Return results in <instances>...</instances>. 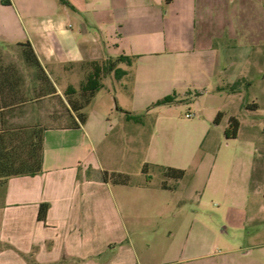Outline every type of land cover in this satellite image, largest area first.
Masks as SVG:
<instances>
[{
    "label": "crops",
    "instance_id": "obj_1",
    "mask_svg": "<svg viewBox=\"0 0 264 264\" xmlns=\"http://www.w3.org/2000/svg\"><path fill=\"white\" fill-rule=\"evenodd\" d=\"M67 1L0 0V77H24L23 89L32 98L17 104L19 95L7 97L0 129L2 112L15 118L18 110L22 115L31 111L32 124L45 129L42 172L0 182V264H173L180 261L177 255L185 260L210 256L207 234L212 236L213 229H202L190 215L181 217L191 209L188 202L196 188L183 185V179L175 188L148 178L105 180L108 160L96 147L95 126L114 110L128 123L139 122L128 119L126 111L139 114L180 103L201 111L198 100L211 96L244 112L245 118L237 112L228 116L226 128L231 117L240 121L237 137L243 128L264 131V116L258 114L262 103L250 91L253 72L264 60V0ZM27 41L39 65L24 57L22 43ZM120 55L133 58L132 65L118 64L128 73L121 79L114 72L102 78V87L82 108V123L66 90L76 87L71 97L81 102L80 85L92 63ZM41 77H49L54 92ZM44 86L48 91L41 94ZM171 94L180 101L154 106ZM251 101L258 106L249 107ZM47 103L48 109H40ZM222 105L216 108L223 113L220 122L226 114ZM64 112L70 124L47 126L40 118L46 114L56 122ZM238 164L245 183L233 189L245 196L226 204L233 210L229 215L245 226L263 223L262 202L250 205L251 196L260 193L256 180L250 181L258 163L240 157ZM214 166L212 189L224 199L231 187L217 180L224 169L218 160ZM190 176L195 184L199 168ZM42 203L49 204L45 220L38 219ZM249 235L255 244L246 253L253 246L264 248L260 228Z\"/></svg>",
    "mask_w": 264,
    "mask_h": 264
},
{
    "label": "rangeland",
    "instance_id": "obj_2",
    "mask_svg": "<svg viewBox=\"0 0 264 264\" xmlns=\"http://www.w3.org/2000/svg\"><path fill=\"white\" fill-rule=\"evenodd\" d=\"M60 3L65 2L60 0ZM260 60L262 64L256 66L258 71L253 72L255 81L250 91L251 95L259 96L258 100L262 103V107L258 114L264 116V60ZM248 85L247 82L242 84L245 90H248ZM233 87L235 88V86H228L230 90ZM223 100L227 99L202 97L198 100L201 111H196L195 106L188 103H180L174 107H151L149 111L139 113L143 116L142 123L121 121L114 110L108 113L107 118L103 119L101 124L95 126V133L100 141V145L96 143V147L98 146L100 154L107 158L106 168L109 169V180L114 183L117 176L113 173L128 174L131 182L146 179L147 176L142 170L146 162L152 164L148 172L152 175L150 180L153 183L166 180L167 184H174V179L167 178L158 165L187 170L183 185L193 186L196 189L188 202L191 209L184 210L181 217L185 218L190 215L191 218H196L202 229L204 227L213 229L212 236L207 234L209 237L207 251L209 250L212 254L208 257L188 260L181 259L183 257L177 255L174 258L180 261L173 264H264V248L253 246L251 251L246 253L247 247L255 244V241H251L249 233L259 228L264 233V222L245 226L238 216L230 217L229 214L230 212L233 214V210L226 205L233 199L239 200L245 196L233 189L235 185L245 183L239 171L241 169L238 164L240 157L248 164L253 160L258 163L257 174L252 176L250 181L251 179L256 180L255 185L259 187L260 193L251 196L250 205L259 201L264 205V146L259 145L264 139V131L243 128L238 137L228 138L225 130L229 114L237 112L239 117H245H243L244 112L227 105ZM223 102L225 105H222ZM48 105L49 103L41 106L40 109L46 110L49 108ZM221 105L223 106L222 111L226 114L221 122H217L216 117L219 111L216 108H220ZM248 106L257 107L258 103L251 101ZM59 110L61 108H56V112ZM20 112L21 110H18L15 113V116H18L15 118L10 115L11 124L31 125L35 115L31 111L29 114L25 112L24 115ZM187 114L192 115L187 116ZM67 115L66 112L62 113L61 119L56 122L47 118L46 114L41 115L40 118L47 126L70 124ZM254 134L257 135L258 144L253 139ZM217 160L224 167L221 170L222 173L218 174L217 180L221 185L226 182V185L231 187L230 192L224 194V199L216 189H212L215 184L209 179L215 170L217 173L218 169L214 166ZM198 168L199 177L193 184L190 173ZM166 221L167 219L165 223Z\"/></svg>",
    "mask_w": 264,
    "mask_h": 264
},
{
    "label": "trees",
    "instance_id": "obj_3",
    "mask_svg": "<svg viewBox=\"0 0 264 264\" xmlns=\"http://www.w3.org/2000/svg\"><path fill=\"white\" fill-rule=\"evenodd\" d=\"M68 3L67 0H63ZM5 2V1H4ZM24 45V57L26 61L32 64H37L34 49L29 41L22 43ZM125 62L127 65H132L133 58L127 55H120L115 59L109 58L105 61L94 62L93 70L87 77V79L81 83L80 90L82 92V101L78 102L74 100L71 95L77 92L76 87L69 86L66 90L68 95V101L71 104L72 110L76 112L78 119L84 123L86 121V114L82 111V108L90 103L96 91L102 87V78L107 74L114 72V76L117 79L123 78L128 71L122 67H118V64ZM42 83L45 85H51L53 92L55 88L52 86L49 77H41ZM26 82L24 77H0V108L2 104L7 105V97L16 96L19 97L17 104H25L32 98L29 97L24 91ZM234 88V87H233ZM48 91L46 86L41 87L40 92ZM177 95L171 94L164 96L163 98L156 101L154 106L162 104H172L179 102ZM128 119L136 122H143V116L141 114H134L126 111ZM223 113L219 112L216 121L219 122L222 118ZM74 126H78L77 121L73 122ZM240 128V121L237 117H231L229 125L226 128V136L228 138H235L238 135ZM44 127L41 124L31 125H13L10 122V114L2 112V128L0 129V181H6L12 176L21 175H36L43 170V156H44ZM152 164L145 163L143 165V173L146 174L147 178H151V174L148 172L149 167ZM162 168L164 175L167 178L174 179L173 185H168L165 181H162V186L167 188H175L178 182L183 179L187 173L184 168L158 165ZM117 177L115 182L129 183L130 176L128 174L122 175L121 173L114 174ZM123 176V177H121ZM104 179H109L108 171L104 172ZM49 204L42 203L40 205L38 219L45 220L48 212Z\"/></svg>",
    "mask_w": 264,
    "mask_h": 264
},
{
    "label": "built area",
    "instance_id": "obj_4",
    "mask_svg": "<svg viewBox=\"0 0 264 264\" xmlns=\"http://www.w3.org/2000/svg\"><path fill=\"white\" fill-rule=\"evenodd\" d=\"M192 114H187V116H191Z\"/></svg>",
    "mask_w": 264,
    "mask_h": 264
}]
</instances>
